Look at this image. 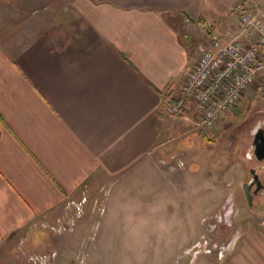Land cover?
<instances>
[{"label": "crops", "instance_id": "crops-1", "mask_svg": "<svg viewBox=\"0 0 264 264\" xmlns=\"http://www.w3.org/2000/svg\"><path fill=\"white\" fill-rule=\"evenodd\" d=\"M240 1L264 10V0H0V264H15L14 241L90 178L163 151L172 116L201 115L183 86L201 40L232 33ZM263 223L240 229L220 264H264Z\"/></svg>", "mask_w": 264, "mask_h": 264}, {"label": "rangeland", "instance_id": "rangeland-1", "mask_svg": "<svg viewBox=\"0 0 264 264\" xmlns=\"http://www.w3.org/2000/svg\"><path fill=\"white\" fill-rule=\"evenodd\" d=\"M170 119L163 151L118 178H90L61 215L14 241L15 264H220L240 229L264 221V206L250 212L238 198L256 166L245 153L264 121V85L210 129L201 115Z\"/></svg>", "mask_w": 264, "mask_h": 264}, {"label": "built area", "instance_id": "built-area-1", "mask_svg": "<svg viewBox=\"0 0 264 264\" xmlns=\"http://www.w3.org/2000/svg\"><path fill=\"white\" fill-rule=\"evenodd\" d=\"M234 12L237 25L232 33L226 40L211 39L182 89L198 105L204 129L237 106L251 87L264 85V10L240 1ZM180 107L174 105L170 112L177 114Z\"/></svg>", "mask_w": 264, "mask_h": 264}, {"label": "flooded vegetation", "instance_id": "flooded-vegetation-1", "mask_svg": "<svg viewBox=\"0 0 264 264\" xmlns=\"http://www.w3.org/2000/svg\"><path fill=\"white\" fill-rule=\"evenodd\" d=\"M245 156L247 162L256 166H250L246 171L238 198L242 209L254 212L260 205L264 206V121H258L250 132V146Z\"/></svg>", "mask_w": 264, "mask_h": 264}, {"label": "trees", "instance_id": "trees-1", "mask_svg": "<svg viewBox=\"0 0 264 264\" xmlns=\"http://www.w3.org/2000/svg\"><path fill=\"white\" fill-rule=\"evenodd\" d=\"M198 24L202 27H205V23L203 21H198Z\"/></svg>", "mask_w": 264, "mask_h": 264}, {"label": "water", "instance_id": "water-1", "mask_svg": "<svg viewBox=\"0 0 264 264\" xmlns=\"http://www.w3.org/2000/svg\"><path fill=\"white\" fill-rule=\"evenodd\" d=\"M264 158V157H263Z\"/></svg>", "mask_w": 264, "mask_h": 264}]
</instances>
